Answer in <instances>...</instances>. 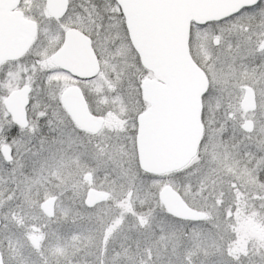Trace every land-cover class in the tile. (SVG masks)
<instances>
[{
  "label": "snow or ice",
  "instance_id": "snow-or-ice-1",
  "mask_svg": "<svg viewBox=\"0 0 264 264\" xmlns=\"http://www.w3.org/2000/svg\"><path fill=\"white\" fill-rule=\"evenodd\" d=\"M23 2L48 42L0 66V88L27 94L24 120L0 111V264H264V243L243 256L232 246L238 220H264V0H62L56 15L46 8L61 0ZM189 5L214 10L187 37L201 134L182 166L161 168L150 86L177 88L166 13ZM72 36L98 72L66 67ZM72 88L97 126L69 109Z\"/></svg>",
  "mask_w": 264,
  "mask_h": 264
},
{
  "label": "water",
  "instance_id": "water-1",
  "mask_svg": "<svg viewBox=\"0 0 264 264\" xmlns=\"http://www.w3.org/2000/svg\"><path fill=\"white\" fill-rule=\"evenodd\" d=\"M20 0H0V61L13 60L22 56L35 36L36 25L24 19L16 11ZM49 14L56 15L63 10L62 0L46 8ZM214 10L189 5L185 8L170 9L166 16L174 25L180 39L183 69L180 72L177 88L171 95H165L158 81L150 86V96L160 105L159 115L152 121L151 144L154 163L161 168L182 166L189 152H195L196 142L201 134L199 125L200 93L204 88L202 74H199L192 57L189 56L187 37L189 25L193 21L206 19ZM141 15H144L142 12ZM72 55L63 61L66 67L83 75L98 72L97 62L91 51L76 36L66 38ZM64 47V45H61ZM65 99L71 112L75 113L82 126L95 127L98 121L89 114L80 92L74 88L66 91ZM251 99V98H250ZM27 94L23 89L12 91L3 100L5 111L13 114L14 121L25 119L24 107ZM172 206L183 210L174 194L168 196ZM259 233V232H258Z\"/></svg>",
  "mask_w": 264,
  "mask_h": 264
},
{
  "label": "rangeland",
  "instance_id": "rangeland-1",
  "mask_svg": "<svg viewBox=\"0 0 264 264\" xmlns=\"http://www.w3.org/2000/svg\"><path fill=\"white\" fill-rule=\"evenodd\" d=\"M23 0H21V9L26 10L23 6ZM47 22H43L40 25V29H44L47 27ZM54 27V26H53ZM47 41V37L44 35L43 31H41L39 39L36 38V43ZM35 47V46H34ZM33 49V48H32ZM194 55H198L194 53ZM99 79H103V77H99ZM16 87V86H15ZM7 91H0V111H4L3 106L1 104L2 99L6 96ZM89 107V106H88ZM117 110H118V106ZM25 171H28L26 168ZM257 230L259 233H256ZM234 233V238L232 240L233 249L243 256L245 251L251 252L255 249L259 244L264 243V220L261 219H240L237 221L235 228L232 230ZM258 234H262L263 237H259ZM117 244L121 242L120 237H117ZM25 255H28L26 252ZM31 259H36L35 256H31ZM243 264V261H242Z\"/></svg>",
  "mask_w": 264,
  "mask_h": 264
},
{
  "label": "flooded vegetation",
  "instance_id": "flooded-vegetation-1",
  "mask_svg": "<svg viewBox=\"0 0 264 264\" xmlns=\"http://www.w3.org/2000/svg\"><path fill=\"white\" fill-rule=\"evenodd\" d=\"M21 6H22V4H21V0H20L19 3H18V6L16 7L15 10L18 11V12H20L21 16H22L24 19L29 20V21H33L30 15H26V14H25V11H26V10L21 9ZM23 6H24V8H25V3H23ZM46 12L49 13V12L47 11V9H46ZM33 22H34V21H33ZM34 23H35V22H34ZM35 25H36V24H35ZM53 31H54V27H53ZM36 38H37V27H36L35 36H34V38L32 39V42H31V44H30V46H29V48L27 49L26 52H28L30 49L34 48V46H36V45L47 44V42H48V41H43V42H39V44H37V43H36ZM26 52H25V53H26ZM22 56H23V55H22ZM20 57H21V56H20ZM20 57L17 58V59H13V60H4V61H0V66H2L3 68L7 69L9 66H11V65H15V63L20 59ZM257 62H259V61H257ZM18 84H19L18 81H14V82H13V87L11 88V90H9V89H8V86L5 85L3 88H0V91L2 92V91H4V90H6V91H7L6 96H7V95H8L9 93H11L12 91H15V90L20 89V88L18 87ZM15 86H16V87H15ZM6 96H5V97H6ZM5 97H4V98L2 99V101H1V104H2V106H3L4 111H5V108H4V105H3V100L5 99ZM85 103H86V102H85ZM86 105H87V104H86ZM87 108H88V105H87ZM255 232L258 233L257 230H255ZM258 236H259V237H263L262 234H258Z\"/></svg>",
  "mask_w": 264,
  "mask_h": 264
}]
</instances>
